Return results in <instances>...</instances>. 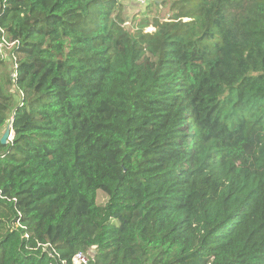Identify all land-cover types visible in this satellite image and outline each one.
I'll list each match as a JSON object with an SVG mask.
<instances>
[{
	"label": "trees",
	"instance_id": "obj_1",
	"mask_svg": "<svg viewBox=\"0 0 264 264\" xmlns=\"http://www.w3.org/2000/svg\"><path fill=\"white\" fill-rule=\"evenodd\" d=\"M134 1L0 0V264H264V0Z\"/></svg>",
	"mask_w": 264,
	"mask_h": 264
},
{
	"label": "rangeland",
	"instance_id": "obj_2",
	"mask_svg": "<svg viewBox=\"0 0 264 264\" xmlns=\"http://www.w3.org/2000/svg\"><path fill=\"white\" fill-rule=\"evenodd\" d=\"M121 6V17H122V26L128 30H134L135 24L141 19L144 15L156 16L160 20H167L171 11L169 10L168 5H163L162 7L158 8L154 5H149L147 3L146 6L138 5L134 0H118ZM148 16V17H150ZM154 27L149 25L146 27V31H153ZM5 64V63H4ZM7 65V66H6ZM6 63L3 67H0V74H4L9 72V67ZM9 91L13 92L16 97V101H19L20 94L18 93L17 89L14 86L9 87ZM8 125H4L0 128V137L3 135L4 131L6 130ZM105 196L100 192L98 195V201H104Z\"/></svg>",
	"mask_w": 264,
	"mask_h": 264
},
{
	"label": "built area",
	"instance_id": "obj_3",
	"mask_svg": "<svg viewBox=\"0 0 264 264\" xmlns=\"http://www.w3.org/2000/svg\"><path fill=\"white\" fill-rule=\"evenodd\" d=\"M140 3H144L146 0H137ZM39 245V244H38ZM43 246L45 247H50V250L48 251V255L50 257H55L56 255L58 256V254L56 253L55 249L52 247V245H50L49 243L43 244ZM95 252V246H92L87 253H83V252H77L76 254H74L70 260V262H68L65 259H60V264H86L89 260V258L93 257V254Z\"/></svg>",
	"mask_w": 264,
	"mask_h": 264
},
{
	"label": "water",
	"instance_id": "obj_4",
	"mask_svg": "<svg viewBox=\"0 0 264 264\" xmlns=\"http://www.w3.org/2000/svg\"><path fill=\"white\" fill-rule=\"evenodd\" d=\"M10 127L11 126L8 125L7 128H6V130L4 131L3 135L0 137V142L2 144L7 143V141H8V139H9L10 136L13 137V131H12V129Z\"/></svg>",
	"mask_w": 264,
	"mask_h": 264
},
{
	"label": "clouds",
	"instance_id": "obj_5",
	"mask_svg": "<svg viewBox=\"0 0 264 264\" xmlns=\"http://www.w3.org/2000/svg\"><path fill=\"white\" fill-rule=\"evenodd\" d=\"M11 138H12V136H10L8 140H10Z\"/></svg>",
	"mask_w": 264,
	"mask_h": 264
}]
</instances>
